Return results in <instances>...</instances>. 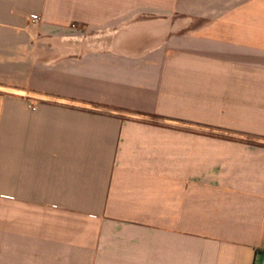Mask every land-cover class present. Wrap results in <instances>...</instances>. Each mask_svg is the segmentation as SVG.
Wrapping results in <instances>:
<instances>
[{"label": "crops", "instance_id": "1", "mask_svg": "<svg viewBox=\"0 0 264 264\" xmlns=\"http://www.w3.org/2000/svg\"><path fill=\"white\" fill-rule=\"evenodd\" d=\"M0 264H264V0H0Z\"/></svg>", "mask_w": 264, "mask_h": 264}, {"label": "built area", "instance_id": "2", "mask_svg": "<svg viewBox=\"0 0 264 264\" xmlns=\"http://www.w3.org/2000/svg\"><path fill=\"white\" fill-rule=\"evenodd\" d=\"M35 20H36V19H33V21H35ZM30 109H31V110H35V108H34V107H31V106H30Z\"/></svg>", "mask_w": 264, "mask_h": 264}]
</instances>
